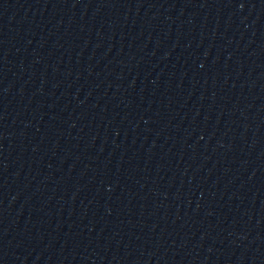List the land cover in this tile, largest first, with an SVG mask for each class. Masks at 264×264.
<instances>
[{"label":"water","instance_id":"95a60500","mask_svg":"<svg viewBox=\"0 0 264 264\" xmlns=\"http://www.w3.org/2000/svg\"><path fill=\"white\" fill-rule=\"evenodd\" d=\"M0 264H264V0H0Z\"/></svg>","mask_w":264,"mask_h":264}]
</instances>
